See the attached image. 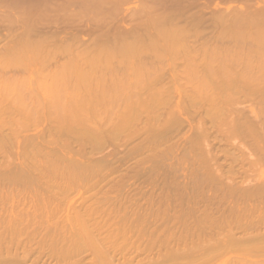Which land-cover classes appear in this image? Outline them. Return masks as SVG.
<instances>
[{
    "label": "bare ground",
    "instance_id": "bare-ground-1",
    "mask_svg": "<svg viewBox=\"0 0 264 264\" xmlns=\"http://www.w3.org/2000/svg\"><path fill=\"white\" fill-rule=\"evenodd\" d=\"M208 9L212 11L208 12ZM225 12L234 17L236 26L233 25L232 29L234 27L235 30L227 27L231 29L227 31L224 27L223 24L227 21L224 20L227 16ZM232 20L228 21L229 25H232ZM263 23L264 0H0V29L5 26L6 31L3 33L0 30V59H5L4 62L37 59H58L59 62L82 57L92 62L146 65L168 60L170 86L161 85L156 91L162 95H178L176 106L179 108L175 107L177 111H172L169 118L160 120L165 131L157 135V139L163 142L174 141L173 145L181 149V153L174 157V162L169 165V173L160 177L165 179L158 181L156 186L166 184L171 188L176 185L175 180L179 177L184 180L182 184L177 183L183 187L182 194L172 191L156 195V191H153L146 197L152 204L151 209L143 208L142 217L140 216L148 226L146 250L143 248L144 251L139 250L137 254H116V247L113 249L114 253L108 250H112L113 243L117 242H111L112 247L108 246L109 243L100 247L102 245L99 246V243L106 237L103 236L101 240L102 234L96 223L88 219L91 217V209L87 211L89 216L87 212L76 209L81 217H77L76 221L74 212H70L71 207H67V212L70 213L67 217L64 215V218H60L59 215L64 214L61 208L64 210L66 207L55 205V208H51L52 202L48 199H43L40 203L41 200L38 201L31 195L26 196V193L18 198L22 188L17 191L13 187V191H9L10 186L8 191H4L7 185L4 188V184L9 183L7 180L10 184H17L18 181L22 184L20 180L23 181V178L24 181L29 180L30 174L26 170L35 172L34 169L38 168L47 175L48 169H44L46 167L51 172H61V168H65L63 170H66V174H69L68 169L70 174L73 172L84 175L82 171L87 168L99 167L94 168L98 172L101 167L103 171L106 162L110 168L113 161L108 162L106 158L112 154L95 159L94 153H89L86 164L81 160H73L85 141V145L89 141L81 137L85 132L80 129L81 122L76 124L79 125V131L77 126L74 130L71 125L67 128L62 127L64 124L58 125L61 123L60 119L56 125L52 124L56 128L52 130L57 131L53 132L55 137H52V126L50 129L48 127L50 131L39 137L42 141L36 149L43 151L42 156V153L37 152L38 157L40 154L44 158L39 157L41 166L37 165L39 158L34 153L33 156L38 159L37 162L33 161V170L27 168L25 161L21 166V169L24 165L27 168L22 170L25 173L17 170L18 172L6 174L5 178L2 177L4 175L0 177L1 180L7 179L0 182V187L4 188L3 191L0 188V208L5 209L10 204L12 210L11 215L8 213L10 216L5 218L3 214L8 207L0 214V242L4 240L8 244L4 248L1 247L3 242L2 245L0 243V264H68L67 260L72 256L69 252H73L72 249L79 247L80 243L85 252L92 248L90 245L93 242L89 244V240L101 241L97 244L94 242L101 248V254L97 251L98 248L88 252L98 255L99 257L95 256L98 261L87 257L81 259L82 251L79 254L81 257L77 254L78 259L82 260L79 261L76 259L77 255L75 258L78 249H75L77 252H74L73 258L70 257V260L75 258L73 263L76 260L80 264H264ZM189 25L194 28L191 29ZM209 30L214 32L212 36ZM85 51L86 53H82ZM120 90L122 91L118 88L100 89L109 92L107 98L120 95ZM95 92H92V97L97 94ZM110 93L114 95L109 97ZM100 96H105V93ZM245 100L252 101V105L257 103L261 108L259 110L258 106L255 109L260 111V115L251 107L244 106L247 105ZM180 104H184L185 114L182 113ZM96 128L100 131V127ZM67 131L74 133L68 134H72L74 140H69L71 137L68 139ZM105 131L108 132H99L100 137L97 132L92 137L95 140L101 139L104 137L101 136L103 132V135L107 133ZM59 134H62V138ZM65 139L72 142L67 143ZM57 141L63 152H60ZM42 142L53 145L56 143L59 150L54 151L50 145L52 149L48 147L52 151L47 152L44 150L47 145ZM87 152L90 150H85ZM58 153L60 154L57 155ZM70 153L77 155L69 157ZM84 155L82 156L85 158L87 155ZM51 165H56L57 169ZM58 165L61 166L60 169ZM62 172V175L55 173L58 177H67L68 174L64 175ZM74 174L71 178H74ZM38 175L41 177L43 174ZM46 177L45 181L49 182ZM35 178L34 181L39 179L37 176ZM128 193L127 198L132 206L128 205L127 213L133 217L135 210L142 206L133 202L137 200L133 197V191ZM53 199L51 200L55 204L56 200ZM51 212L54 216L52 218ZM85 213L86 217L83 218ZM70 216L72 217L69 218ZM13 219L21 221L18 228L20 231L16 230L18 224H12ZM7 221L12 224L11 229L15 227L16 230V234L8 230L11 233V237L7 234L9 238L22 237L21 241L17 239L18 243H12L14 240L10 239L11 243L9 240L6 242L9 227L6 228L4 224ZM126 223L128 225L130 222ZM24 231L26 240L21 235ZM84 239H88V247L85 246V249L83 245L86 244L82 243ZM33 240H38V244ZM137 242L140 243V240ZM31 243H35V248L36 244L41 248L34 249ZM103 248L106 250H102ZM136 249L138 250L137 246ZM34 256L37 257L33 258ZM222 257L225 259L219 261Z\"/></svg>",
    "mask_w": 264,
    "mask_h": 264
},
{
    "label": "rangeland",
    "instance_id": "rangeland-1",
    "mask_svg": "<svg viewBox=\"0 0 264 264\" xmlns=\"http://www.w3.org/2000/svg\"><path fill=\"white\" fill-rule=\"evenodd\" d=\"M210 11L212 10L208 9V12ZM226 13V17H228V15L230 17V14H228V12H225V14ZM226 17L224 18V20L227 21H223V23H225L222 24L224 25V27H229L232 29V26L235 25V19H233L234 17L232 16V14L230 18L228 17L226 19ZM231 20L233 21V23L232 25H229L228 21L231 22ZM250 26L252 27L251 24ZM250 26L248 25L247 27L249 28ZM262 26L264 27V23ZM189 27L192 29L193 26L191 27L189 25ZM247 27L246 29H248ZM4 28L5 26H3L0 30H2L3 33H6ZM229 28H227V31ZM231 29H229V31ZM223 30L225 31L226 29L223 28ZM209 34L210 36H212L214 32H210L209 30ZM188 50L192 49L188 48ZM82 53H86V51ZM3 60L0 59V146L2 144V146L0 147V177L1 175H4L2 177L5 178L6 174H9L10 172L13 173V171L15 172L17 170L20 172H24L22 170L27 168L33 170V168H31L35 166V163L33 161H36L39 157L42 158L41 156L43 155V151L39 152L36 149L39 142L42 141L39 137H42V134L44 136L45 132L50 131L48 130V127L50 129V127L52 126L51 130H55L56 128L53 126L56 125V123L60 121V119L61 123L58 122V125L61 126V124H64L62 127L66 126V128L68 125H71L72 127L74 126V130L76 129V124L81 122L79 123L81 131L83 132L85 130V132H83L82 134L80 132L81 137L89 141L88 145H85V141L84 145L81 146L82 149H80L78 155L70 153L68 155L69 157H74V155H77V157H75L76 159L73 158V160L77 162L81 160V162L84 161V163L86 164V162H88V158L90 157L88 156L89 153L93 152V156L95 157V159L97 157L99 159L101 157L105 158L112 154V156L110 155L111 157H108V159L106 158V161H113L112 164H110V168L107 167V162L106 164L104 163L106 165H104V167H107L108 169L104 168L102 164L103 171H101L100 167L97 172V170H94V168L97 169L99 167H94L92 169L87 168L82 171L84 172V175H76L72 172V174H74V178H71V171L67 169V172H69V174H67L70 175L69 177L66 174V170H63L65 168L62 169L60 165H58L60 166L58 169L61 168L60 171H64L62 173H65L64 175H67V177H61V172L57 170L55 172H57L58 174L60 173L58 177V174L55 173L54 170H52V173L51 170H49V168L47 167L44 169H48L50 171L48 173V170H46L47 175L49 174V176L46 175V172H44V175L43 171L38 170V168H36L37 170L34 169L35 172H30L26 170L30 174H28L30 179L27 176L29 180H26V178V181H24L23 178V181L25 183L20 180L22 184H19V181L16 182L17 184H10L9 180L3 178L4 180H7L9 182L4 184V188L6 184L9 185L8 187L6 185L7 189L5 188L4 191H8V188L10 186L11 187L9 189L11 190L9 191H13V187L15 189H18L17 191H20L19 189L22 188L23 191H20L21 195H19L20 192L17 193V196L19 195L18 198H22V195H25L26 193V196L31 195L30 197L34 196V198L36 197L38 201L41 200L40 203L43 201V199H48L49 202H52L50 203L52 207L48 206L49 208H55L59 205L60 208L61 206L64 208L66 207V210H63V208H61L64 214L62 212L61 215L58 214L59 217L61 216L60 218H64V215L67 217V214L72 211L74 212L77 221L78 218L81 219V217L78 216L80 215V212H77L78 210L87 212L91 209L93 212L90 210L91 217L88 219H91V221H94L96 223L99 232L102 234L101 240L103 239V236H105V239H107L106 242L105 239L103 240V242L98 240L99 242H101V244L99 243V246L102 244L107 245V243H109L108 246L112 247V243L117 242V244L113 243L114 246L112 250L111 248L108 249L111 252L113 251L114 253L113 249H115L114 247H116V254H137L139 253V250L140 252H143V248L146 250L148 248L147 242H145L148 238L146 235V228L148 226H146L147 223H145V221L141 218V214L143 208H152L151 202L146 197L152 194L153 191H156V195H159L161 193L166 194L172 191L177 194H182L184 191L183 187L178 186L177 184H182L184 182L182 177H179L175 180L176 185H174V187L170 188V186H166V184H160L159 186H156L158 181H162L165 179L160 177H165L166 174L169 173V165L174 162V157L181 153V149H178L173 145L174 141L163 142L157 139V135L159 136L165 131L163 123L162 121L160 122V120H163L164 118H169L172 111L175 112L177 111L176 109L179 108L176 106V103L179 100L178 95L174 93H170V95H162L156 91L161 85H164L165 87L170 86V83H168L170 80L168 73L169 68L167 64L168 60L161 62L158 61L156 63H148L146 65L138 63L121 64L112 61L92 62L82 57L74 58L71 60H60L59 62L58 59H37L21 61L11 60L10 62L8 60L5 61L6 63ZM170 61L173 62V60L171 59ZM107 88H118L122 89V91L120 90V95L116 94V96H113L114 94L111 95L110 93L109 97H113L107 98L109 92L106 93L100 91V89ZM96 90H98L99 92ZM123 90L126 92H123ZM95 91L97 92L96 95L98 96L94 94L95 96L92 97L91 94H93L92 92ZM104 93L105 96H100L101 94L104 95ZM245 102L247 103V105L244 106L251 107L253 110L256 111L257 115H260L259 110L261 107L259 105L258 107L257 103L253 101L255 103H253V106L251 104L252 101L245 100ZM54 106L55 112L53 113ZM183 106L184 104H180V107L183 109L182 113L185 114L184 112L186 108L185 106L183 108ZM257 107L259 108V110L255 109ZM52 108L53 111L51 110ZM62 109L65 110V112ZM61 110L65 114H63ZM68 112H71V114ZM72 118L74 120H72ZM64 120H66L67 122H65ZM79 125L77 126V130L80 131V129H78ZM104 125L106 126V128ZM107 125H111L110 128ZM96 127H100L101 132L98 131L99 128L97 130ZM103 130H108V132L105 131L107 132V135L105 134L107 137L103 135L104 132L101 136H104L105 138L103 137L101 139L98 138L95 140V138L92 137L94 133L95 135H97L98 133L100 137V133H102ZM109 131H112L111 134H108ZM53 132L56 133L57 131L52 130L51 132L52 137H55L56 135L53 134ZM66 133L65 134L68 136V139L72 136V134L74 135L73 132L68 133L67 131ZM70 133H72L71 136H69ZM65 134H63L64 137ZM59 135L62 138V134ZM57 137L59 138L58 133ZM73 137H71L69 140H71ZM58 141H61V139ZM58 141L57 146L62 150L63 148L58 145ZM66 141L67 143L72 142H68V140L65 139V142ZM27 142H30L31 145ZM61 142H63V140ZM63 143H61V145H63ZM42 144L47 145L46 148L44 147V145L42 147L43 149L45 148L44 150L47 152L52 149V146L54 148V151L56 150L57 152V150H59V148L56 147V143L55 145H53V143L46 144L45 142H42ZM48 146H50V149ZM61 150L60 152L64 151ZM85 150H90V152L85 153ZM37 152L42 153L41 156L39 154L38 157ZM34 153H36V156L38 158H35V156H33L35 155ZM59 154L60 153H58L57 155ZM84 154H86L88 157L86 156L84 158ZM79 155L84 156L81 157ZM40 158L38 159V162L36 161L38 163V166H41ZM30 160H32L33 164L32 162H30ZM23 162L26 163L25 165L27 166V168H25L24 165V167H22L21 169V166H23L22 164H24ZM28 165H30V167H28ZM52 167H56L57 169L56 165ZM38 174L43 175L39 177L40 175ZM31 175H33V178ZM36 176L40 180L37 179L34 181L33 179H36ZM43 176H47L46 178H48L50 181H45V178ZM42 178L44 180H41ZM3 179H0V182H2ZM31 180H33L32 183ZM27 181H30V183H27ZM0 188L1 191H3L4 188ZM26 189L27 192L25 191ZM130 191H133V197L137 199L133 202L142 206V208H138L135 210V215H133V217H131L127 213L129 207L128 205H130L129 198L127 197H129L128 194L130 193L128 192ZM27 193H29V195ZM143 194H146V196H143ZM50 198H55L56 201L53 199L55 201V204ZM140 198L142 199L140 200ZM5 207H8L7 211L9 212L6 211V208H0V214H3L4 210L6 211V213L3 214V218L7 217L9 215L8 213H10L11 215L12 211L10 209V204ZM67 207H73L74 211L70 208V212H67ZM87 213L89 216V212ZM71 215H73V213ZM50 216L52 218V212ZM71 217L72 216H70L69 218ZM84 217H86V213L85 215H83V218ZM17 222L15 219H13L12 224H18V226L16 225V230L20 231L18 230V228L19 226H21V221H19L20 223ZM126 222L130 223L127 225ZM12 224H10L9 221L4 224L7 226H5L6 228H10L7 229L6 233V235L8 234L10 237L11 231L15 232L14 234H16L15 227L13 230L11 229ZM8 230H10L9 233ZM24 234L25 231L21 235L24 237ZM8 235L6 237V242H8V240L10 239ZM109 237L110 240H108ZM21 238L22 237L18 239L17 237L15 238L16 240L11 238L10 240H14V242L12 243H15V241L16 243H18L17 241H21ZM23 240H26V237H24ZM137 240H140L142 246H139L141 244L138 243ZM83 241L82 243L86 244H82L84 249L88 243L91 244V242H93L92 244H94L95 242L92 240H89L88 242V239H84ZM98 241L95 243L97 244ZM2 242H0L1 245ZM32 242L36 241L33 240ZM104 242L106 244H104ZM135 242H137L138 244ZM4 243L5 242H3V246L1 247L5 248L7 243ZM36 243L38 244V240ZM37 244V247L35 248V243H31V245L34 246V249L41 248ZM92 244L90 245L92 247L90 248V250L98 248L96 244ZM80 245L79 247L75 248L76 250L78 249V253H76L77 251H74L75 249H72L73 252L68 251L69 254L72 253V256L70 257L73 258V254L76 253V258L77 254H81V251L83 254H81V256L83 257L79 255L81 259H85L87 257L92 260L95 258V256L99 257L98 255H93L92 251V255L89 253L91 256L90 257L88 254L90 250L88 251L86 249L87 252H85L80 247ZM103 245L100 247H103ZM136 246L138 250L136 249ZM100 247L97 249V251L101 249ZM105 247L107 249V246ZM126 247H129V249ZM44 248L46 249V247ZM104 249L105 248H103L102 250ZM119 249L121 250L119 251ZM135 249L138 252H136ZM94 251L96 253V250ZM84 252L86 254H84ZM98 252L100 253L101 250H99ZM78 255L76 259H78ZM92 256L94 257L92 258ZM143 256L145 257L146 254ZM36 257L34 256L33 258ZM70 257L68 258L69 260H67L68 264H70L75 259L71 258L70 260ZM223 258L225 259V257H222L219 261H223ZM81 259L78 260L82 261ZM95 259L97 260V258ZM79 261L75 260L74 263L80 264L81 262Z\"/></svg>",
    "mask_w": 264,
    "mask_h": 264
}]
</instances>
